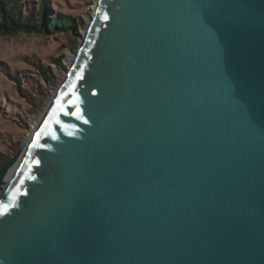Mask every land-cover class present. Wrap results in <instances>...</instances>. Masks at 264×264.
Returning <instances> with one entry per match:
<instances>
[{
    "label": "water",
    "instance_id": "water-1",
    "mask_svg": "<svg viewBox=\"0 0 264 264\" xmlns=\"http://www.w3.org/2000/svg\"><path fill=\"white\" fill-rule=\"evenodd\" d=\"M0 264H264V0H97L0 169Z\"/></svg>",
    "mask_w": 264,
    "mask_h": 264
},
{
    "label": "rangeland",
    "instance_id": "rangeland-1",
    "mask_svg": "<svg viewBox=\"0 0 264 264\" xmlns=\"http://www.w3.org/2000/svg\"><path fill=\"white\" fill-rule=\"evenodd\" d=\"M22 14L42 0H17ZM52 15L81 19L80 37L18 33L0 36V167L28 143L77 53L97 0H49ZM28 94V96H25Z\"/></svg>",
    "mask_w": 264,
    "mask_h": 264
},
{
    "label": "trees",
    "instance_id": "trees-1",
    "mask_svg": "<svg viewBox=\"0 0 264 264\" xmlns=\"http://www.w3.org/2000/svg\"><path fill=\"white\" fill-rule=\"evenodd\" d=\"M48 1L42 0L37 12L23 15L17 0H0V36L26 33L45 36L70 34L80 37L79 29L83 26V21L71 15H52Z\"/></svg>",
    "mask_w": 264,
    "mask_h": 264
},
{
    "label": "snow or ice",
    "instance_id": "snow-or-ice-1",
    "mask_svg": "<svg viewBox=\"0 0 264 264\" xmlns=\"http://www.w3.org/2000/svg\"><path fill=\"white\" fill-rule=\"evenodd\" d=\"M85 123H87V121H85ZM34 146H36V145H34ZM14 206V205H13ZM5 211H7V206H5Z\"/></svg>",
    "mask_w": 264,
    "mask_h": 264
},
{
    "label": "bare ground",
    "instance_id": "bare-ground-1",
    "mask_svg": "<svg viewBox=\"0 0 264 264\" xmlns=\"http://www.w3.org/2000/svg\"><path fill=\"white\" fill-rule=\"evenodd\" d=\"M72 60H73V58H72ZM72 60H71V61H72Z\"/></svg>",
    "mask_w": 264,
    "mask_h": 264
}]
</instances>
